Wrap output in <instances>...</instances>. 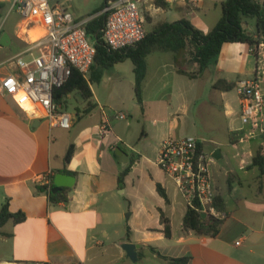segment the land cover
Here are the masks:
<instances>
[{
	"label": "crops",
	"instance_id": "crops-1",
	"mask_svg": "<svg viewBox=\"0 0 264 264\" xmlns=\"http://www.w3.org/2000/svg\"><path fill=\"white\" fill-rule=\"evenodd\" d=\"M14 1L10 11H15L19 20L0 15V40L4 33L10 36L7 46L0 44L2 74L17 71L11 61L29 48L33 34H25ZM189 1L190 4L181 0L161 7L162 23L185 18L209 33L222 17L221 3L225 0ZM155 23L156 20L150 23L151 27ZM244 26L249 35L256 34L255 19H247ZM250 49L246 43L225 44L218 63L196 78L179 72L199 68L188 50H182L177 57L163 50L148 55L143 104L137 103L144 120L157 132L146 131V138L155 145V159L131 147L127 162L116 154L117 143H122L117 126L119 119L126 116L121 118L123 113L113 105L122 91L132 88L135 92V67L130 59L103 70L102 79L107 75L109 80L106 99L96 94L90 84L94 109L87 110V101L78 92L59 104L72 116L70 129L52 127L0 94V210L9 200L10 212H23L27 217L19 224L10 220L1 228L0 264H170L151 248L170 259L191 256L190 264H264V174L252 165L264 138L250 142L244 139L246 128L237 89L240 81L254 78L262 65L261 58ZM220 79L235 83V88L215 89L214 83ZM71 99L78 103L74 110H70ZM197 118L207 129L209 142L223 146L226 143H221L219 137L224 134L235 148L242 144L234 155L236 169L228 172V188H221L213 179L216 198L228 214L216 237L200 236L184 228L187 204L173 179L157 165L161 144L195 131ZM104 123L108 132L102 130ZM188 136L196 137L205 148V139L195 134ZM70 145L75 146V152L66 164ZM127 168L130 171L122 190L119 176ZM63 169L75 172L76 182L67 203L52 205L46 194H35L33 184ZM157 184L165 190L168 201L158 192ZM162 212L171 225L170 238L164 233ZM125 243L140 245L137 262L122 248Z\"/></svg>",
	"mask_w": 264,
	"mask_h": 264
},
{
	"label": "built area",
	"instance_id": "built-area-1",
	"mask_svg": "<svg viewBox=\"0 0 264 264\" xmlns=\"http://www.w3.org/2000/svg\"><path fill=\"white\" fill-rule=\"evenodd\" d=\"M14 9L22 18L25 34L29 36L30 31L33 34L29 48L11 61L17 71L0 73V94L50 126L70 129L72 116L62 111L54 93L64 86L74 69L85 78L90 75L97 55L95 40L87 30L93 18L77 20L66 4H51L49 0H15ZM103 13L107 19L101 31L110 50L135 47L146 38L142 0H109ZM263 48L264 41L251 47V53L261 58L262 65L254 78L240 81L237 87L242 122L250 127L251 139L264 134ZM119 116L125 118L124 114ZM102 130H109L105 123ZM213 161L215 157L196 137L185 136L168 138L161 144L157 165L173 179L188 208L205 218L224 221L228 214L215 204ZM44 181L45 177L39 183Z\"/></svg>",
	"mask_w": 264,
	"mask_h": 264
},
{
	"label": "trees",
	"instance_id": "trees-1",
	"mask_svg": "<svg viewBox=\"0 0 264 264\" xmlns=\"http://www.w3.org/2000/svg\"><path fill=\"white\" fill-rule=\"evenodd\" d=\"M109 0H105L101 11L105 9ZM159 6L166 8L168 3L164 0H157ZM222 17L215 27L209 32L202 30L188 19H181L176 22H165L155 27L152 32L147 33L146 38L128 49L119 51L110 50L103 40L102 29L107 19V14L102 13L91 19L87 24L89 35L95 40L97 55L95 63L91 68L90 81L85 78L77 69H74L69 80L59 89L55 90L54 100L57 104H62L64 100L73 92H78L83 99L87 101V110L94 109L95 105L91 101L93 97L90 84L99 82L103 76L105 68L112 67L118 62L130 59L134 64L135 72V94L137 102L142 105V83L147 71V57L155 50L170 51L177 57L182 50H188L191 60L197 63L199 68L195 72L179 70L180 73L188 75L190 78L200 76L206 69L218 63L220 54L227 43H246L250 47L257 46L264 41V1L263 0H225L221 3ZM255 19L256 34L249 35L245 29L244 23L247 19ZM236 86L235 83L220 79L214 83V88L222 91H230ZM75 152V146L70 145L65 156V163L72 160ZM253 166L258 167L261 174H264V143L259 147L253 157ZM130 171L127 168L119 177L120 186L124 184V178ZM58 171H52L45 175V181L33 184L36 195L46 194L52 205L67 203L71 188L64 187L60 191L53 193L55 188L54 179ZM59 172L76 175L75 172L67 169ZM157 190L162 197L168 201V196L160 184H157ZM216 205L219 210L223 207L216 198ZM27 219L23 212L12 213L9 210V200L0 210V234L1 228L10 220L15 224L24 222ZM161 222L164 225L166 237L172 236L170 222L161 213ZM223 221L213 220L203 217L197 210L188 208L184 217V228L194 231L200 236L216 237L222 226ZM151 251L160 258L168 260L170 264H190L192 257L183 256L170 259L162 255L157 249L151 248Z\"/></svg>",
	"mask_w": 264,
	"mask_h": 264
},
{
	"label": "rangeland",
	"instance_id": "rangeland-1",
	"mask_svg": "<svg viewBox=\"0 0 264 264\" xmlns=\"http://www.w3.org/2000/svg\"><path fill=\"white\" fill-rule=\"evenodd\" d=\"M14 0H0V15H2V18L4 19L7 15H11V17L16 16V20H19V16L16 14L15 11H10L12 2ZM51 4H57V3H64L69 8V11L73 14V16L77 20H85L94 18L100 14L103 13L101 11V8L105 2V0H49ZM165 1V0H164ZM181 0H170L168 4L176 5ZM211 2V0H208ZM166 2V1H165ZM189 0H185V3L190 4ZM194 6V5H193ZM168 7V6H167ZM166 7V8H167ZM196 6H194L195 8ZM142 10L144 11L145 17H146V32H150L151 29L154 28V26H159L160 23L163 22L162 19V12L159 10L161 6L158 5L157 0H142ZM164 9V7H163ZM156 20V25L152 26L150 23L154 22ZM90 75L88 76V80L90 81ZM93 91L98 94L101 98L106 99L108 97V90H109V80L106 77H103V79L100 82H93L92 83ZM77 96V95H76ZM76 98V97H75ZM78 101L82 102V98L78 97ZM105 101V100H104ZM77 102L75 99L70 100V110H74V106H77ZM113 108L116 111H121L126 116V119H119V124L117 126V132L118 135L122 139V143H117V148H120L124 153L131 155L132 150L131 148L136 149L139 152H144L153 159L156 158V152H155V145L151 138H146L147 136V130L152 133L157 134V132L154 131L155 128H153V125L146 122L142 116V110L140 106L138 105L136 101V96L134 90L131 88L130 90L122 91L114 100ZM120 113V112H119ZM215 116V114H214ZM217 116V115H216ZM215 116V117H216ZM130 117H134V120L131 122L129 121ZM198 121V127L195 128V131L188 132V135H198L203 140V144L205 145V149L208 153L213 154V152L217 149H222L223 152V158L220 160L215 159L211 163V173L214 181L217 183L218 186L221 188H228L229 182H228V172L232 169H236L237 159H236V153L240 152V148H235V145H232L228 143L227 138L224 134H222L219 137V140L223 146H219L218 144L209 142L208 138H210L208 135L207 129L205 130L204 124L201 122L199 118H197ZM156 128H158L156 126ZM245 133L244 136L246 141L250 142V140H255L256 138H250L249 137V126H244ZM143 131L145 134L143 135ZM160 132V131H159ZM187 135V136H188ZM264 138L263 135H259L257 138ZM177 138V137H174ZM244 143V142H242ZM221 151V150H220ZM143 167V166H142ZM123 173V172H122ZM122 174H120L121 176ZM119 176V177H120ZM251 178V176H250ZM251 184H254V182L250 181ZM130 184V183H129ZM124 184L121 186V189L123 190ZM121 200L123 201V204H125V198L122 195ZM129 213V212H127ZM177 225V224H176Z\"/></svg>",
	"mask_w": 264,
	"mask_h": 264
},
{
	"label": "water",
	"instance_id": "water-1",
	"mask_svg": "<svg viewBox=\"0 0 264 264\" xmlns=\"http://www.w3.org/2000/svg\"><path fill=\"white\" fill-rule=\"evenodd\" d=\"M257 33V31H256ZM8 41H10V36L7 33H4L1 40H0V44L7 46L8 45ZM37 125L39 124V122H36ZM116 154L118 156H121L124 160V162L128 161V155L124 152H122L120 150V148H117L116 150ZM213 156L215 157V159L220 160L221 158V151L217 150L216 152H214ZM76 182V177L73 175H69V174H65V173H57L54 179V184H55V188L53 189V193H56L58 191H60L62 188L64 187H68V188H72L75 185ZM205 217V215L203 216ZM140 247V245L138 244H133V243H125L122 245V248L126 251L128 257L133 261V262H137L138 261V252L137 249Z\"/></svg>",
	"mask_w": 264,
	"mask_h": 264
}]
</instances>
